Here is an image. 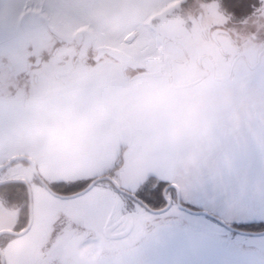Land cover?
<instances>
[{"label": "rangeland", "instance_id": "374dc122", "mask_svg": "<svg viewBox=\"0 0 264 264\" xmlns=\"http://www.w3.org/2000/svg\"><path fill=\"white\" fill-rule=\"evenodd\" d=\"M167 12L135 32L92 36L72 31L71 22L61 25L41 6H24L14 16L9 11L3 13L0 163L9 152L29 153L40 175L51 185L91 179L121 164L114 179L120 181L122 190L134 192L150 176L177 185L183 200L212 217L191 214L180 207L175 211L210 233L222 231L215 218L225 223L264 220V0L253 14L243 17L228 12L223 0H183L182 5ZM199 14L207 38L199 31ZM216 28L231 35L230 41L220 39L226 48L229 46L227 62L241 53L254 63L257 54L263 52L258 70L252 71L243 63L235 81L227 85L206 80L175 89L161 77L127 81L109 57L94 62L97 49L103 47L128 53L148 70L156 71L158 59L169 54L188 61L187 81L192 82L202 76L199 56L223 61L211 40ZM178 35L182 36L178 43L187 52L179 54L172 43L163 51L165 40L177 41ZM57 46L61 48L53 56ZM38 57L43 63L27 76L28 63ZM78 58L82 61L75 64ZM204 66L213 71L208 59ZM173 68L176 81L184 82L187 75L181 67L175 64ZM227 69L221 63L217 74H225ZM68 71L72 73L55 77ZM14 168L18 175L30 178L26 166L17 164ZM105 183L69 199L48 191H32V227L3 249L6 264H30L35 259L43 247L46 223L56 217L53 213L59 207L79 212L76 219L80 222H85L84 216L100 227L113 210L122 217L128 197ZM34 185L40 186L37 182ZM56 192L68 195L63 188ZM40 204L45 210L43 227L34 224ZM132 204L128 220L136 228L144 216L154 217L138 203ZM17 215L15 209L0 203V231L5 226L17 229ZM255 241L264 245V236ZM98 248L88 243L82 252L93 257Z\"/></svg>", "mask_w": 264, "mask_h": 264}, {"label": "flooded vegetation", "instance_id": "af4514ba", "mask_svg": "<svg viewBox=\"0 0 264 264\" xmlns=\"http://www.w3.org/2000/svg\"><path fill=\"white\" fill-rule=\"evenodd\" d=\"M197 23L199 31H201V33H203L207 38L208 36L205 30L206 27L205 25H203L202 14L198 15ZM216 29L225 30L222 28ZM181 37L182 36L178 35L177 41L170 38L166 39V45L165 47H162V50L165 51L167 45L169 43H172V45H174L178 50L179 54L187 52L185 46H182L180 43H178L179 40L182 39ZM221 37L227 38L230 41L229 37H231V35L230 33H219L217 35V42L213 41L212 38L211 40L217 45L219 52L223 56V61L215 62L214 58H212L211 56H199L197 62L203 69L202 76L200 78L192 82H188L187 78L190 76L187 73L186 69L188 61L184 60L183 58L172 57L169 54H166L162 58H159L157 61L156 71H160L158 77L165 78L166 80H168L169 86H171L172 88L184 89L186 87L183 88L181 86H186L190 84L196 85L197 83L206 80H214L216 83L227 85L232 81H235L239 65L243 63H245L246 66L249 67L252 71L258 70V68L260 67L263 52H259V54H257V59L254 63L250 61V58L248 56L243 55L241 53H237L232 62L229 63L227 62L229 57L227 58L228 52L226 51L229 49V46L226 48L221 43ZM56 40L59 43L63 44V40L61 38L57 37ZM60 48L61 47L59 46L55 48V50L53 51V56L57 52H59ZM121 53L128 56V58L123 62H120L114 57H111L107 54L102 56L98 61H96V58L99 54L97 49V55L94 57V62L97 63L102 58L109 57L122 69V72L120 74L127 81H135L138 78L146 77L143 74L147 72H156L148 70L147 66L144 63L132 58V56H130L128 53ZM260 53L262 54L259 59ZM252 55L254 54L252 53ZM200 59L201 61H199ZM207 59L213 64V71H211L210 68H206L204 66V62ZM35 60L30 61L29 63L35 62ZM79 60L82 61L80 58H78L75 60V64H78L80 62ZM29 63L26 70L27 76L31 75L32 70L34 68H39L43 62H41V64L37 67L33 65L31 69H29ZM221 63L227 66L228 71L225 74L218 75L217 70L219 64ZM175 64L181 67V69L183 70V74L187 75L185 81L182 83L176 81V70L173 68ZM68 72L70 73L67 75H70L72 73V71ZM19 155L29 156L33 159V157L29 153L21 154L9 152V156L3 161H1L0 165L7 163L10 159ZM17 164H20L23 167L26 166L29 169L30 178L28 175H18V173L15 171L16 169L14 168ZM121 167V164H117L110 170L103 171L101 174L91 179H85L77 183L87 182L86 186L83 188L85 189L95 179L109 177L118 184L120 189H118L115 184L109 179L98 181L97 183H95L94 186L104 181L106 182L105 184L109 186L112 190L114 189L115 191H118V193H122L128 198H130L132 197L131 194L133 195L134 192L122 190L123 187L120 184V181L118 179H114L115 174L120 170ZM17 178L25 179L30 184V187H32V189L34 187L35 182H37L38 185L42 186V184L34 175V170L31 163L24 160L15 161L9 167L0 171V182ZM44 180L52 187L54 191H57V188H63V190L67 191L68 195L79 192L68 191V187L73 184H69L66 181H58L52 183L54 185H51V183L48 182L47 179L44 178ZM156 181L157 180L152 181V186L155 185ZM15 184L18 183L0 186V203H2V205L4 206L11 207L18 212L15 227L17 229L15 230L20 231L18 230V227L21 223L20 213L22 209V202H20L19 197V191L21 189H19L17 186H13ZM170 185L172 184L169 183L168 186ZM22 186L27 191L26 185L22 184ZM21 192L26 193L24 189H22ZM180 195L181 202L185 206L195 209L194 206L190 205L187 201L183 200L181 192ZM167 196L170 199L168 211L163 214L154 213L155 215H153V218H146L145 216L142 218L140 215V218H142V220L138 224L137 228L133 223L128 220V215L131 213V210L130 207L125 206V202L123 203V216L117 217L115 210H113L107 216V219L102 227L98 226L91 219L84 216H82V218L83 220L85 219L86 224L85 222H80L79 219H76L78 217L77 214L79 212L76 213L74 210L69 211L65 207H59L57 211L53 213L54 215L58 214L59 217L55 220L50 219L47 221L45 226V234L43 236V247L37 252V256H35V259L30 262V264H155L158 260L161 259V250L164 246L169 244L170 237H172V235L176 234L178 231L184 229H191L195 232L205 233L208 236L212 237L225 255L256 258L264 262V245H259L255 241L256 238L263 237L264 235H254V233L256 232L264 231L263 219L254 221H234L232 223L224 222L225 224L219 222L222 225V231L218 234H215L213 232L210 233L199 226L190 224L186 219L179 216V214L176 212L179 208L178 192L174 187H171L167 191ZM132 202L138 203L142 208L151 212L144 205V201L140 202L139 200H133ZM145 204L150 206L152 209L159 210L165 208L168 205V202L162 204ZM230 227L235 228L237 231L231 230ZM13 238L14 237L10 235L1 237L0 245L2 247V250L9 247ZM88 243H94L96 247H99L93 257H87L82 252V249Z\"/></svg>", "mask_w": 264, "mask_h": 264}, {"label": "water", "instance_id": "95a60500", "mask_svg": "<svg viewBox=\"0 0 264 264\" xmlns=\"http://www.w3.org/2000/svg\"><path fill=\"white\" fill-rule=\"evenodd\" d=\"M219 33L229 34V32L226 30L216 29L213 31V33L211 35V38L213 41L217 42V35ZM165 45H166V43L164 44V47H165ZM98 53L99 54L96 58V61H98L102 56H104L106 54L111 56V57H114L115 59H117L120 62H123L124 60H126L128 58L127 55L122 54L121 52L114 51L111 49H106L103 47L98 48ZM261 54L262 53H260V55H259V59L261 57ZM199 61H201V59ZM41 62H42V58L38 57L35 60V62L29 63V69H31V67L33 65L36 67L39 66L41 64ZM140 67H142V66H140ZM254 67H257V66H254ZM69 73L70 72L58 73V74H56V78L59 79L62 76L67 75ZM159 73H160V71H156V72H152V73L147 72L143 75L144 76H151V77H158ZM193 85L194 84H190V85L181 86V87L189 88ZM18 160H24V161L31 163L33 170H34V175L38 179V181L42 184V186L49 193H51L57 197H60V198L69 199V198L79 197V196L87 193L95 185V183H97L98 181L104 180V179L111 180L115 184V186L118 189H120L118 184L113 179H111L109 177H102V178H98V179H95L94 181H92L82 191H79V192L71 194V195H61V194L57 193L56 191H54L52 189V187L44 180V178L40 175V173L38 171V168H37L35 161L29 156L19 155V156L13 157L7 163L0 165V171L9 167L13 162L18 161ZM12 183H21V184L26 185V187H27L29 221H28L27 226L20 231H16L13 229L1 230L0 231V239H1V237L7 236V235H10L13 237H20V236L26 234L30 230V228L32 227V224H33V198H32L33 189H32V187H30V184L25 179H22V178L9 179V180H5V181H1L0 186L6 185V184H12ZM171 187H174L178 192V204L182 210L189 212L191 214H195V215L211 216L209 213H207L205 211L195 210V209H192V208L185 206L181 202L180 189L177 185H170V186H168V189L165 191V197H166L167 202H168V205L165 208L155 210V209H152L150 206H148L147 204L144 203V205L147 207V209L153 213H156V214H163V213L167 212L169 209V205H170V199L167 196V191ZM131 196H132V194H131ZM140 202H142V201H140ZM213 218H215V217H213ZM215 220H217L220 223L225 224L223 221L218 220L217 218H215ZM230 229L233 231H237L233 227H230ZM254 235L262 236V235H264V231L256 232V233H254ZM0 264H6V259H5L1 245H0ZM155 264H264V262L262 260H259L256 258H249V257H242V256L235 257V256L225 255L221 251L219 245L216 243V241L212 237L208 236L205 233L195 232L191 229H184V230L178 231L176 234H174V235H172V237H170L169 244L164 246L161 250V259L158 260Z\"/></svg>", "mask_w": 264, "mask_h": 264}, {"label": "crops", "instance_id": "0c3cea01", "mask_svg": "<svg viewBox=\"0 0 264 264\" xmlns=\"http://www.w3.org/2000/svg\"><path fill=\"white\" fill-rule=\"evenodd\" d=\"M182 3L183 0H0V17L8 11L14 16L24 6H41L46 15L58 18L61 25L71 22L74 26L72 31L92 36V33L100 32H135L143 25H150L152 19L156 21ZM36 190L47 191L42 186L34 185L33 192ZM37 211L39 214L34 224L43 227L46 223L43 204L38 206ZM55 216L53 220L59 217L58 214ZM50 219L52 218L48 220ZM8 228L11 229L9 226L1 229ZM26 258L23 256V260Z\"/></svg>", "mask_w": 264, "mask_h": 264}, {"label": "snow or ice", "instance_id": "6c2138e0", "mask_svg": "<svg viewBox=\"0 0 264 264\" xmlns=\"http://www.w3.org/2000/svg\"><path fill=\"white\" fill-rule=\"evenodd\" d=\"M155 178L150 176L143 183H141L134 191L132 197L128 199V207H134L132 204L133 200L144 201L148 204H162L167 203L165 197V191L168 189L169 182L163 179H159L155 182V185L152 186V181ZM87 182L77 183L70 185L68 191H82L86 186ZM86 211V209H85Z\"/></svg>", "mask_w": 264, "mask_h": 264}, {"label": "trees", "instance_id": "16d2710c", "mask_svg": "<svg viewBox=\"0 0 264 264\" xmlns=\"http://www.w3.org/2000/svg\"><path fill=\"white\" fill-rule=\"evenodd\" d=\"M225 8L228 12L235 17H243L254 13L257 5L261 3V0H223ZM156 180V179H154ZM37 181V180H36ZM19 189H24L26 193L19 191L20 202H22V209L20 213V226L18 230L26 227L29 221V207H28V192L23 188L22 184H15ZM9 236V235H7Z\"/></svg>", "mask_w": 264, "mask_h": 264}]
</instances>
